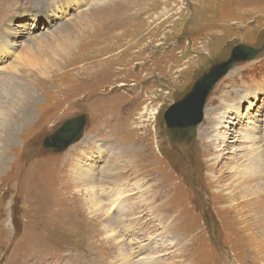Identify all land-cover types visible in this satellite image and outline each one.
<instances>
[{"label": "rangeland", "instance_id": "1", "mask_svg": "<svg viewBox=\"0 0 264 264\" xmlns=\"http://www.w3.org/2000/svg\"><path fill=\"white\" fill-rule=\"evenodd\" d=\"M0 15V264H264V175L242 177L264 168V0H0ZM239 45L260 54L181 148L165 112ZM81 114L76 144L45 148ZM104 190L128 198L109 214ZM77 195L108 220L97 233L54 217Z\"/></svg>", "mask_w": 264, "mask_h": 264}, {"label": "water", "instance_id": "2", "mask_svg": "<svg viewBox=\"0 0 264 264\" xmlns=\"http://www.w3.org/2000/svg\"><path fill=\"white\" fill-rule=\"evenodd\" d=\"M260 54V50L239 45L235 47L226 61L212 66L199 77L191 90L180 100L173 103L164 114L168 138L182 140L191 144L197 135V129L205 116L207 100L214 87L226 77L233 67L240 63L251 62ZM88 117L81 114L65 121L43 145L53 153H61L76 144L83 136Z\"/></svg>", "mask_w": 264, "mask_h": 264}, {"label": "bare ground", "instance_id": "3", "mask_svg": "<svg viewBox=\"0 0 264 264\" xmlns=\"http://www.w3.org/2000/svg\"><path fill=\"white\" fill-rule=\"evenodd\" d=\"M15 3H12V4H10V6H9V11H10V8L14 5ZM84 12V11H83ZM4 16L5 15H0V18H1V22L2 21H4ZM2 30H3V28H1V32H2ZM0 32V33H1ZM263 156H264V154H263ZM262 157V156H261ZM95 171H96V169H95ZM261 175H264V168L262 167V172H258V173H253V172H245L243 175H242V177H244V178H246L248 181L249 180H253V178H257V177H259V176H261ZM41 176H42V173H40L39 175H37L36 176V178H37V180L36 181H38L40 178H41ZM94 179V178H93ZM35 181V182H36ZM244 181V180H243ZM239 184L238 185H240V184H244V182H238ZM244 187V186H243ZM255 187L256 188H259V187H261L260 186V184H258V185H255ZM263 188V187H262ZM246 190H248L247 192H252L253 191V188L251 189V191L249 190V189H247L246 188ZM246 190H244V191H246ZM255 190V189H254ZM262 191H264V190H262ZM102 192H103V194H102ZM101 193H99V199L102 201V203H103V205H104V208H105V210L109 213V211L111 210V208L112 209H114V208H117L118 206H120V204H122L123 202H120V201H122L123 199H126V195H125V191H121V192H118V190H109V191H106V190H104V191H102ZM80 194V193H79ZM254 194V193H253ZM80 196H81V194H80ZM79 195H77V198H71V197H69V198H67L66 199V201H67V203H66V205H67V207H66V209H67V215L66 216H64L63 217V214H64V211L63 212H61V210H58V211H55V212H53V215H54V217L55 218H63V219H65L67 222H71L72 223V220H74L75 222H77L78 224H81L82 225V227H80V229H79V232H80V230H84V232L86 233V234H88V232H95V233H97V228H98V226H97V224H96V222H95V220H94V218L97 220V222H98V224L100 225L101 224V222L103 223V222H107L108 220L106 219V220H104L103 221V219L101 220V212H100V210H99V208H96V209H94L93 211H92V213H93V217H91L89 214L88 215H84V211L83 212H81V210H82V206H85V204H84V201H83V199H82V197H80ZM263 196V195H262ZM113 198H115V199H117L116 201H112V199ZM128 198V197H127ZM243 198V197H242ZM254 200V199H253ZM59 201H61V199L59 200ZM252 201V200H251ZM258 201V200H257ZM244 202V201H243ZM255 202V201H254ZM134 207H135V205L134 204H132V206L130 207V208H128V207H121L120 208V212H121V216H115V217H113L114 218V223H115V229L116 230H119L120 231V233H122V231H123V227H128L129 229H130V231L129 232H133V228L135 227V225L138 223V217H135V218H132L131 217V215H132V210L134 209ZM262 207V206H261ZM86 209H87V207H86ZM127 209H129V212H128V214L127 215H129V219L127 220V219H125V223H124V225L120 222V221H118L117 220V218H119V219H121V217L122 216H124L125 214H126V212H127ZM88 210V209H87ZM110 214V213H109ZM258 214V213H257ZM251 215V214H250ZM261 215V214H260ZM89 216V217H88ZM257 216V215H256ZM140 218V217H139ZM258 219V218H257ZM260 219V218H259ZM261 220V219H260ZM134 221V224H132L131 225V223ZM264 221V220H263ZM109 222L110 223H112L111 222V220L109 219ZM257 222V221H256ZM258 222H260V221H258ZM264 223V222H263ZM52 226V225H51ZM130 226V227H129ZM261 226H263V228H264V224H261ZM115 230V231H116ZM99 231H101L100 229H99ZM79 232H78V234H79ZM118 233H116V235H117ZM119 237H118V235H117V239H118ZM119 240V239H118ZM47 240H43L42 241V243H44V242H46ZM109 241H114V239L113 238H109ZM120 241V240H119ZM49 242H51V241H49ZM120 244H122V246L126 249V252H128L129 251V249H128V246H127V244H125V242L123 241H120ZM131 246H133L132 245V243H131ZM146 249H148V247H147V245H144V246H141V247H139V248H137V250H136V252H135V254H133L132 255V257L130 256H128V258L130 259V261L131 262H133V263H141L142 262V260H138V261H134V259H132V258H134V255H137V254H141L144 250H146ZM71 259H73V257L71 256Z\"/></svg>", "mask_w": 264, "mask_h": 264}, {"label": "flooded vegetation", "instance_id": "4", "mask_svg": "<svg viewBox=\"0 0 264 264\" xmlns=\"http://www.w3.org/2000/svg\"><path fill=\"white\" fill-rule=\"evenodd\" d=\"M178 145H180L181 148L187 149V144L182 140H175Z\"/></svg>", "mask_w": 264, "mask_h": 264}]
</instances>
